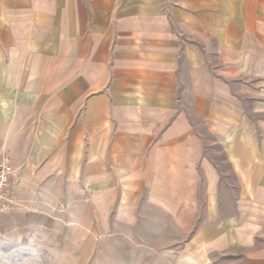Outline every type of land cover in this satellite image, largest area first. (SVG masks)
Segmentation results:
<instances>
[{
  "label": "crops",
  "instance_id": "1",
  "mask_svg": "<svg viewBox=\"0 0 264 264\" xmlns=\"http://www.w3.org/2000/svg\"><path fill=\"white\" fill-rule=\"evenodd\" d=\"M3 161L264 264V0H0Z\"/></svg>",
  "mask_w": 264,
  "mask_h": 264
},
{
  "label": "rangeland",
  "instance_id": "2",
  "mask_svg": "<svg viewBox=\"0 0 264 264\" xmlns=\"http://www.w3.org/2000/svg\"><path fill=\"white\" fill-rule=\"evenodd\" d=\"M10 168L0 264H236L189 246L190 234L155 210L123 208L117 186L73 184L51 161Z\"/></svg>",
  "mask_w": 264,
  "mask_h": 264
},
{
  "label": "built area",
  "instance_id": "3",
  "mask_svg": "<svg viewBox=\"0 0 264 264\" xmlns=\"http://www.w3.org/2000/svg\"><path fill=\"white\" fill-rule=\"evenodd\" d=\"M11 168L5 161L0 162V201L4 198L5 192L10 184Z\"/></svg>",
  "mask_w": 264,
  "mask_h": 264
}]
</instances>
